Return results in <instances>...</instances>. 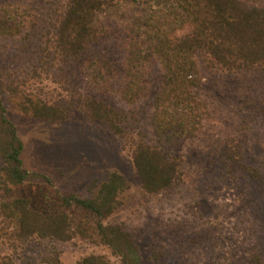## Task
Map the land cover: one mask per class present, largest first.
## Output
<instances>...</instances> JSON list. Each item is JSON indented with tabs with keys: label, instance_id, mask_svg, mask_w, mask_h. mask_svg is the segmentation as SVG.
I'll return each instance as SVG.
<instances>
[{
	"label": "rangeland",
	"instance_id": "obj_1",
	"mask_svg": "<svg viewBox=\"0 0 264 264\" xmlns=\"http://www.w3.org/2000/svg\"><path fill=\"white\" fill-rule=\"evenodd\" d=\"M69 1L0 0V8L20 2L36 9L40 21L30 34H0V74L22 91L5 93L2 100L24 143L25 169L33 176L9 185L7 192L0 163V260L80 264L86 256L101 255L120 264V256L102 240V222L131 234L141 264H264V67L230 71L202 52L195 55L201 80L196 90L206 106L202 124L180 143L166 145L181 162L182 179L150 193L134 166V151L138 142L158 143L152 114L162 67L155 64L153 86L138 102L127 101L119 90L101 95L125 110L126 122L120 124L124 134L91 121L80 105L86 96H99L101 83L76 59L64 58L52 47ZM249 3L264 6V0ZM140 15L136 4L115 0L98 18L111 36L98 47L125 62L128 34L123 29ZM190 30L186 26L175 35ZM120 79L114 80L115 87L121 88ZM26 96L65 107L68 118L58 121L21 111ZM113 172L122 174L129 188L119 193L108 217L99 220L89 209L66 204L69 195L95 197ZM17 199H28L29 208L44 216L67 214L71 238L39 232L20 237L23 227L10 210Z\"/></svg>",
	"mask_w": 264,
	"mask_h": 264
},
{
	"label": "trees",
	"instance_id": "obj_2",
	"mask_svg": "<svg viewBox=\"0 0 264 264\" xmlns=\"http://www.w3.org/2000/svg\"><path fill=\"white\" fill-rule=\"evenodd\" d=\"M126 1L136 4L141 15L124 26L123 33L128 34L123 52L125 62L118 63L98 47L111 37L106 24H100L98 18L112 9L115 0H70L56 27L52 47L62 57L76 59L80 68L101 83L99 96H86L80 106L91 121L104 123L119 134H124L120 124L126 122L125 110L114 107L101 95L119 90L127 101L138 102L153 86L155 64L161 65V81L153 98L152 114L158 143L141 141L134 151V166L143 188L158 193L182 179L181 162L169 154L166 145L180 143L202 124L206 106L196 90L201 80L195 55L202 52L230 71L264 67V6L250 4L249 0ZM38 16L36 9L26 4L9 3L0 8V34H30L39 27ZM186 26L191 29L189 34L175 35ZM115 79H120L121 88L113 85ZM8 92L22 93L14 80L5 82L4 75L0 74V163L6 190L10 192L9 185L24 184L33 176L25 169L24 143L2 100ZM19 106L21 111L43 118L58 121L68 118L65 107L49 104L36 96H26V102ZM128 184L122 174L113 172L95 197L69 195L66 204L89 209L99 220L104 219L115 211L117 196L129 188ZM28 205V199H17L10 205L23 227L20 237L39 232L71 238L73 231L67 214L44 216ZM99 230L102 240L120 256V264H141L139 248L130 233L118 225L102 222ZM0 264L16 263L4 258ZM80 264L112 263L104 256L89 255Z\"/></svg>",
	"mask_w": 264,
	"mask_h": 264
}]
</instances>
